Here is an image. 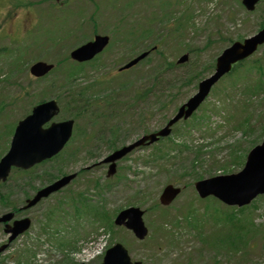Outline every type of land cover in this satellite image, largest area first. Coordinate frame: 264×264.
<instances>
[{
  "label": "rangeland",
  "instance_id": "obj_1",
  "mask_svg": "<svg viewBox=\"0 0 264 264\" xmlns=\"http://www.w3.org/2000/svg\"><path fill=\"white\" fill-rule=\"evenodd\" d=\"M25 1L33 4L34 18L22 8L13 9L11 6L13 0H0V53H2L0 55V73L5 68V73L0 76V99L3 103V109L0 110V156L4 154L2 150L5 149L3 140L7 144V148L9 143V137L6 138L1 133L3 125H5L7 133V123H11L12 120L16 123L29 114L33 105L36 104L35 101L55 97L57 90L53 93L47 91L46 97H41L39 92L45 87H51L53 82L61 81V78L69 69L68 66L63 68L60 66L46 77V80H41L42 82L30 78L28 69L34 61L42 60L53 63L67 55L72 43L66 41L65 44H70L69 47L62 43L61 46H50V48L43 50L42 48L46 46H43L44 42L49 44L48 37L51 34L48 30L52 31V25L56 23L54 19L61 13L51 9L49 11L52 13L37 16L39 9L46 8L47 3L41 4L42 0ZM185 1L137 0L139 11L152 5L158 12L163 11L160 16L164 17L165 21L169 20L172 11L175 12L174 18L178 12L182 11L183 15L180 19L184 22L183 26L188 24L193 14V24H196L198 31H201L194 39L185 42L186 47L184 48H179L172 41L171 36L164 34V37L161 38V56H159L160 53L153 54L148 62L127 73L128 77H131V81L135 80L126 88L123 94L131 97L139 92L137 90L140 89V84L142 88L148 86V77L153 75V67L161 64L159 61L174 62L188 47L203 46L200 52L195 53L189 59L186 65L178 66L175 70L168 71L163 75L158 90L161 92L162 102L164 99H171L169 107L162 110L158 108L157 103H154V110L150 111V105L144 104V111L151 112L154 118L150 120L146 116L140 126H134L135 122L133 121L127 124L125 121H119V119L109 120L105 124L100 119L99 123L102 126H97L96 130H100L102 133L96 139H91V146L87 151H77L82 146V141L78 135V138L72 141L61 156L53 161L36 166L32 174L12 175L8 182L0 187V194L4 195L3 199L6 198L9 203L8 206L0 203V215L7 212L10 206L21 207L25 199L33 195L35 189L47 183L46 180H48L49 175L54 176L51 180H55L62 174L81 171L80 176L60 194L49 197L22 214V216L27 215L31 219V227L10 245L9 250L4 255L0 256V264H78L75 261L76 259H73L72 252L78 249L80 242L98 236L103 229H106L105 234L108 236L109 245L115 242L123 243L128 249L132 260H138L142 264H264V201L258 200L255 204L258 210H252L247 214L252 218L255 225H262V227L259 229L249 228L252 230L250 237L247 239L245 246L242 245L238 248L240 250L238 252L237 247L232 248L226 238L227 235L232 233L230 228H225L224 232L210 218L204 219L207 222L202 220L200 226L197 224V221L204 216L203 210L208 211L211 209L215 212V209L220 208V206H216L215 203L217 202L213 198L198 200L192 187V176H199L200 179H203L223 174L221 171L224 170L229 171L224 173L239 171L241 166H238V164L244 154L254 143L264 139L261 127L264 123V119H262L264 118V91L256 97L247 98L248 100L239 93V90L243 88L241 84H254L256 82L258 77L256 72L247 73L241 69L238 81L240 84H238L239 87L236 91L233 89L237 87L234 88L230 84L231 78L220 80V83L213 89L212 96L207 99L208 103L204 102L200 107L202 110L199 113H194L189 121L176 125L172 139L179 140L175 141L177 144L173 147L175 151L170 152L167 150V145L171 146L170 143L162 144L164 146L162 150H167L168 157L162 158L154 155L155 149L161 147L159 143L144 150H135V152L117 162L116 176L106 178V168L93 165L113 148L126 145L141 135L162 127L165 120L172 117L177 108L195 93L197 83L213 71L211 67L214 65L216 57L228 45L226 40L236 41L253 35L264 17V0L256 6L253 12L249 13L243 10L234 0H208L199 2L197 5L194 0H191L189 4ZM210 1L213 2L211 9L209 8ZM69 2L71 4L67 11L76 13L78 9H81L86 17L92 12L91 6L94 9L98 8L92 1H90L92 5L87 6L82 4V0H69ZM98 3L105 7V0H100ZM181 5L183 9L180 8ZM189 5H191V8ZM9 6L11 8L8 12L10 14L15 12L11 23H8L7 19L5 20ZM120 9L121 6H117L115 11L104 9L103 12H100L96 18L99 21L97 30L102 34L112 35V32L122 25L121 21L116 22L120 15L129 16L123 18L125 20L123 25L132 27L129 19L135 20L136 17ZM190 9H192V12H190ZM3 10L5 12H2ZM228 18L233 19L234 25L227 23ZM76 19V15L67 13L63 18L58 19L56 25L69 33V38L73 42H76L77 38L71 30H67V25L73 29L76 22L72 21ZM80 19L79 23L81 24L84 19ZM15 20L19 21L18 25L13 23ZM34 21L37 24L32 27L29 34L25 35L24 32L33 25ZM84 26V30H88V34H91V24L86 22ZM136 27L134 29L137 31ZM155 27L164 29L158 23L155 24ZM219 29L220 31L217 32ZM7 31L11 35H8ZM218 33L225 37V40L218 39V41H214L217 39L216 34ZM15 34L23 37L18 44L13 43L19 41V36ZM146 34L147 32H143V37H146ZM191 35L189 34V36ZM160 36V34H157V39ZM112 39L115 45L119 37H113ZM150 44H152L151 39L146 38L144 41L141 40L136 49L130 45L127 46L125 56L120 55L122 57L118 58L117 64L113 63L118 55L116 50L104 55L106 57L110 55V58L106 59L107 63L101 73H104L106 69L116 70L121 66L120 61L122 59L128 58L132 53L133 55L138 54L140 51L147 49ZM5 48H7V54L5 50L1 52ZM263 53L264 48L262 47L254 54L253 58H259ZM97 63L103 62L98 61ZM205 67L208 68L207 71H205ZM193 70L199 71L201 73L200 77L190 86L183 88L181 83L183 74H188ZM99 73L91 74L90 77L81 79L79 83L84 85L86 80L88 83H93ZM135 74H137L136 78L133 77ZM108 77L107 74L99 76L100 79L105 78L106 80ZM169 82L174 83L173 88L166 87ZM113 86L115 85L113 84ZM244 99H246L245 108L241 106ZM24 101L28 103H24ZM214 106L218 109L219 115L213 116L211 119V115L216 113L213 109ZM67 110H69L67 106L64 110H61L60 114L56 116V121L67 117ZM229 114L230 119L227 120ZM246 117L248 119L251 117V126L254 128L253 134L246 130L242 132L234 129L237 122ZM85 122V120H78V127L83 128ZM258 122L261 123L260 126ZM115 129H119V131H117L116 136L111 138V144L107 146L104 141L109 140V134L111 135V132ZM183 134L186 135L185 138L180 139ZM101 137L103 138L102 141L99 140ZM221 137H225V139L220 141L219 138ZM181 144H186L189 149L186 146L180 147ZM233 148L235 150L232 156L236 157L235 161L231 156ZM17 178H20L18 185L14 183ZM86 180L88 183H86ZM94 181L101 186L107 185V188L95 191V188L91 186ZM166 184L183 187V192L168 208L155 207L157 206L158 195ZM79 192H83L86 198H92L95 201H99V194L102 197L103 206L112 219L117 210L128 206H136L147 212L143 216L144 223L149 230L147 239L143 242H137L130 233L118 230L111 233L106 225L95 224L93 226L88 224L90 222L86 223L87 221L72 219V214L78 219H82L86 215L84 213L86 204L78 195L74 196L71 207L68 202V197L71 194ZM60 200H64L63 205L58 203ZM53 207L56 208L55 210L58 208V213L50 218L49 225L54 227L55 224L52 221L61 219L58 227L71 232V247L67 249H58L43 229V227L46 228L43 224L48 222L45 213L49 210L53 211ZM60 207L67 211V215L60 214ZM188 219H191L193 224L188 226L185 223ZM245 227L247 226L245 225ZM159 228H161L163 234L158 231ZM199 229L201 234L204 235L205 241H200L199 236L196 235ZM167 231L172 233V238L166 237ZM58 235L67 237L66 234L60 232ZM5 242L6 237L0 227V244ZM32 252L33 255H31ZM17 261H20V263ZM98 263L99 260L90 264Z\"/></svg>",
  "mask_w": 264,
  "mask_h": 264
},
{
  "label": "water",
  "instance_id": "obj_2",
  "mask_svg": "<svg viewBox=\"0 0 264 264\" xmlns=\"http://www.w3.org/2000/svg\"><path fill=\"white\" fill-rule=\"evenodd\" d=\"M258 0H242L247 9L251 10ZM99 43L93 45H85L74 51L71 56L78 60L84 61L93 57L95 53L100 51L105 44V40L101 39ZM264 42V30L260 31L254 37L247 39L243 44L235 43L226 49L217 59L215 74L202 82L196 95L189 99L183 105L176 116L171 119L168 124L159 132L142 137L136 143L125 147L108 157L105 161H115L126 153L130 152L134 147L143 145L145 142L151 144L158 137H164L169 134V127L181 118H188L192 111L202 102L210 87L226 72L230 70V65L236 61L242 60L252 54L257 45ZM137 60L131 62L135 63ZM49 67L44 65H35L32 73H45ZM186 108V109H185ZM55 104L51 102L43 107L33 110L32 116L20 122L12 138L8 153L0 160V181L5 180L10 168L28 169L36 163L49 158L57 153L66 139L70 136L72 122H64L60 124H52L49 128L43 130L41 126L49 121L55 114ZM114 166H111L113 171ZM72 176L66 177L61 181L54 183L46 189L37 193L33 200L28 202V207L35 205L41 198L47 197L50 193L59 190L66 185ZM195 188L201 198L213 195L223 203L229 206H238L248 204L258 194L264 193V141L261 145L254 148L247 156L245 166L241 172L235 175L221 176L209 180L201 181L195 184ZM178 189L168 186L163 191L160 202L168 204L178 194ZM142 212L135 208H129L118 214L115 220L116 225H124L131 229L137 238L142 239L146 235L141 220ZM11 214L0 218V222H6L11 218ZM29 226L28 220L15 222L13 228L5 230L11 232L9 241H12L18 234H21ZM4 250V246L0 247V252ZM102 264H131L127 257L126 251L121 245L117 244L113 248L106 251ZM139 264V263H135Z\"/></svg>",
  "mask_w": 264,
  "mask_h": 264
},
{
  "label": "trees",
  "instance_id": "obj_3",
  "mask_svg": "<svg viewBox=\"0 0 264 264\" xmlns=\"http://www.w3.org/2000/svg\"><path fill=\"white\" fill-rule=\"evenodd\" d=\"M17 5L18 6H22V7H27V6H30V4H23L20 2V0L17 1ZM262 27L264 26L261 25ZM248 69H256L257 72L259 73V78L256 79V82L254 84H250L248 83V85H244L243 86V90L242 91L243 93H248L250 95H253V94H257L258 92H262L263 89H264V82H263V76H262V70H263V67L260 65V64H257L255 62L251 63L249 68ZM247 69V70H248ZM77 73V72H76ZM74 73H71V76L73 75ZM66 84H68V78L66 79ZM87 88H80L78 90V96L79 98H84L85 95H86V92H87ZM84 103H86V101L83 100ZM262 129H263V135H264V125L261 126ZM248 130L251 131V132H254V128L253 126L249 125L248 124ZM229 215H233V214H229ZM228 219H231L233 221H231V223L233 224V228L236 229V228H239V222L241 221L240 218H237L235 216H229ZM239 241H241V239H238ZM233 244V243H232ZM244 244V243H243ZM232 247H235V245H231Z\"/></svg>",
  "mask_w": 264,
  "mask_h": 264
},
{
  "label": "flooded vegetation",
  "instance_id": "obj_4",
  "mask_svg": "<svg viewBox=\"0 0 264 264\" xmlns=\"http://www.w3.org/2000/svg\"><path fill=\"white\" fill-rule=\"evenodd\" d=\"M46 181H47V183H46L45 185L41 186V187H44V186H46L48 183H49V184L51 183L50 181L48 182V180H46ZM41 187H40V188H41ZM14 212H15V216L18 215V214H20V212H17V211H14ZM2 227H3V225H2ZM6 239H7V237H6Z\"/></svg>",
  "mask_w": 264,
  "mask_h": 264
}]
</instances>
